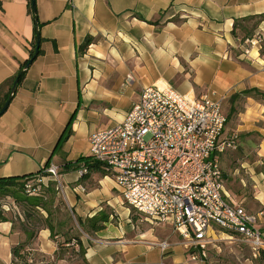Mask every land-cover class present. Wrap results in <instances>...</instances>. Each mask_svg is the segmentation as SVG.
Segmentation results:
<instances>
[{
	"label": "crops",
	"instance_id": "obj_1",
	"mask_svg": "<svg viewBox=\"0 0 264 264\" xmlns=\"http://www.w3.org/2000/svg\"><path fill=\"white\" fill-rule=\"evenodd\" d=\"M29 2L0 0V85L32 58L37 26ZM35 3L40 49L0 118V179L36 175L51 161L74 215L85 222L107 210L110 221L82 232L83 254L71 244L74 254L55 256L60 239L48 229L29 250L53 264H205L191 259L178 234H167L170 227L131 214L111 173L88 165L80 177L83 163H76L90 156L91 135L121 123L144 88L171 85L194 99L229 104L220 140L233 146L218 154L229 172L224 195L249 212L264 211V100L244 94H264V0ZM246 40L259 41L249 55ZM257 227L264 236V216ZM25 240L12 220L0 221V264H20L12 249ZM165 240L172 247L164 253L158 244Z\"/></svg>",
	"mask_w": 264,
	"mask_h": 264
},
{
	"label": "built area",
	"instance_id": "obj_2",
	"mask_svg": "<svg viewBox=\"0 0 264 264\" xmlns=\"http://www.w3.org/2000/svg\"><path fill=\"white\" fill-rule=\"evenodd\" d=\"M246 44L248 55L259 48L258 40ZM227 122L220 101L153 85L143 89L121 123L90 137V156L112 174L122 205L151 225L170 227L194 261L222 236L240 237L254 253L264 249L257 227L264 211L249 212L224 195L218 154L233 146L220 140ZM45 172L60 182L57 165ZM87 173L83 165L80 177ZM158 246L165 253L172 244L165 240Z\"/></svg>",
	"mask_w": 264,
	"mask_h": 264
},
{
	"label": "rangeland",
	"instance_id": "obj_3",
	"mask_svg": "<svg viewBox=\"0 0 264 264\" xmlns=\"http://www.w3.org/2000/svg\"><path fill=\"white\" fill-rule=\"evenodd\" d=\"M241 102L242 101H240V103ZM223 106L224 112L226 110V113L229 114V104L226 103ZM227 126L229 127V122L227 123ZM222 170L224 174V184H226L228 182V177L225 175V172L226 174L229 172L224 171V169ZM60 175H62L61 170ZM61 181V177L59 182L49 175L39 176L27 180L25 186L26 193H29V195L33 196L39 195L46 201V205L51 213L50 218L56 227L58 236V238H54L53 240L59 242L60 239L59 243H63L65 239L69 237L82 236L83 232V229L79 224V219L66 204ZM248 208L251 209L250 207ZM4 212L5 215H3L14 222L15 228L24 233L23 228L24 223H26L24 207L16 202L11 196L0 194V213ZM40 213L44 217L48 216V213L43 209L40 210ZM131 214L138 217L139 220H143V216L137 214L133 209H131ZM34 223L36 222H32L33 226L28 225L29 223H27V225L29 228H31V230H35V232H39V227H44L43 224L39 225L37 223L35 225ZM171 232L172 230L170 228L169 233L167 234H170ZM31 243L32 241L30 244ZM30 244L26 251L27 253H30V255H28L29 264L54 263L55 260L51 256H48L42 252H32L31 250H28L30 248ZM72 254H74V252L67 254V256H71ZM198 260H201L205 264H264V261H260V253H254L251 247L236 235H232L231 238L222 236L221 240L216 241L214 244L208 247L206 256Z\"/></svg>",
	"mask_w": 264,
	"mask_h": 264
},
{
	"label": "trees",
	"instance_id": "obj_4",
	"mask_svg": "<svg viewBox=\"0 0 264 264\" xmlns=\"http://www.w3.org/2000/svg\"><path fill=\"white\" fill-rule=\"evenodd\" d=\"M29 1H30L29 5H30V12H31L32 11L31 0H29ZM90 42H91V39L88 38L86 40V42L84 43V45L82 46L81 50H85L88 47V45L90 44ZM33 47L34 48L31 51V56H33V54H34L36 45L34 44ZM27 62L24 65H22L21 69L18 71V73L14 77H12L6 83L0 85V111L3 107V105L5 104V101L8 98V95L10 93V89L13 86L15 79L17 78L19 73L22 71V69L25 67ZM23 76H24V74L21 76L20 81L22 80ZM244 94L259 96L264 100V94L259 92V91H256V90H249V91H246ZM70 127H71V124L68 126L66 134L64 135L62 140L68 138L69 135L71 134ZM91 160H92L91 156L83 157L76 164L79 165V163L82 162L83 165H85V166L89 165V167H94V166L101 167V165L99 163H95L96 165H94V163L91 164V162H90ZM50 162L51 161H49L47 163L46 167L50 166ZM66 168H68V167H66ZM39 176H47V173L45 172V170H43L36 175H27V176H23V177H10V178L0 179V194L6 195V196H11L12 198H14V200L16 202H18L19 204H21L24 207V214L26 217V223H24L23 229H24V233L26 234V240L24 242L16 245L12 249V255L14 257V260L20 264H29L28 255H30V253L26 252L27 248H28L30 242L33 241L34 239H36V237L41 232V230L48 229L51 232V236L53 239L55 237H58L56 227L50 218L51 213H50V211L46 205L47 204L46 201L43 199V197H41L39 195L38 196L29 195V193H26V190H25L27 180H29L31 178H36ZM41 209L45 210L48 213L47 217H44L40 213ZM8 220H9V218L5 217L3 215V213H0V221H8ZM33 221L36 222V223H34L35 225L37 223L39 225L43 224L44 227H39V229H38L39 232H37V231L35 232V230H31V228H29L28 225H32ZM109 221H110L109 211L103 210V211L98 212L92 218H88L85 222L79 220V224L81 225L84 232L89 233V232H98V231L103 230ZM27 223H29V224L27 225ZM71 244H75V245L79 246L80 247L79 253L83 254L84 249L82 247L81 237L80 236H77V237L74 236V237L66 238L63 243H59V253H57L56 256L61 258V257H63V255H65V253H73L75 250H74V248L70 249V248H72V246H70ZM260 261H262V262L264 261V249H262L260 251Z\"/></svg>",
	"mask_w": 264,
	"mask_h": 264
},
{
	"label": "water",
	"instance_id": "obj_5",
	"mask_svg": "<svg viewBox=\"0 0 264 264\" xmlns=\"http://www.w3.org/2000/svg\"><path fill=\"white\" fill-rule=\"evenodd\" d=\"M31 6H32V11L35 15V20H36V26H37V32H36V48L34 51V54L32 58L27 62L25 67L22 69V71L19 73L17 78L15 79L13 86L10 89V93L8 95L7 100L5 101V104L3 105L1 111H0V118L5 114V112L8 110L11 101L13 100L16 91L18 89L19 83H20V78L21 76L28 70V68L31 66L33 60L38 56L39 54V49H40V43H41V37H40V31H39V24L37 23V16H36V3L35 0H31Z\"/></svg>",
	"mask_w": 264,
	"mask_h": 264
}]
</instances>
